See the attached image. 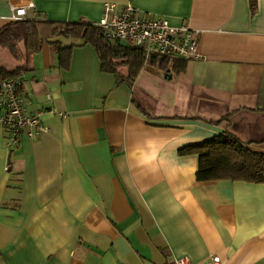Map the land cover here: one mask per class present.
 Instances as JSON below:
<instances>
[{"label":"crops","instance_id":"crops-1","mask_svg":"<svg viewBox=\"0 0 264 264\" xmlns=\"http://www.w3.org/2000/svg\"><path fill=\"white\" fill-rule=\"evenodd\" d=\"M106 3L199 31V58L148 62L118 84L80 41L26 58L0 44V67L25 68V109L50 129L10 148L0 129V264H264V184L197 182L198 155L179 153L222 119L264 153V0H0V31L13 9L94 24Z\"/></svg>","mask_w":264,"mask_h":264},{"label":"trees","instance_id":"trees-1","mask_svg":"<svg viewBox=\"0 0 264 264\" xmlns=\"http://www.w3.org/2000/svg\"><path fill=\"white\" fill-rule=\"evenodd\" d=\"M58 37L92 46L101 61L102 70L114 74L118 84L133 82L148 62L166 71L172 61L152 58L145 62L141 49L106 40L100 30L90 22L65 23L46 20L10 22L0 31V44L9 50L13 57L26 58L40 51L44 43ZM73 48L74 46L58 48L57 57L60 64L68 65ZM172 65L182 70L184 61L175 60ZM24 71V67H0V79H13L21 76ZM216 125L222 127L219 136L179 150L182 155H198L196 181L229 180L264 184V153L252 151L249 145L233 135L229 131L228 119H222Z\"/></svg>","mask_w":264,"mask_h":264},{"label":"built area","instance_id":"built-area-1","mask_svg":"<svg viewBox=\"0 0 264 264\" xmlns=\"http://www.w3.org/2000/svg\"><path fill=\"white\" fill-rule=\"evenodd\" d=\"M32 7L30 5L28 9ZM28 9H13L9 21L29 20ZM94 25L106 40L141 49L145 62L152 58H176L185 61L199 58V31L184 25L173 27L163 17L143 19L130 3L123 6L106 3L99 21ZM23 87L22 76L0 79V129L8 133L9 148L17 145L23 138L33 140L50 131L43 124L40 113L26 111ZM174 264L191 262L184 257L176 260ZM207 264H221V261L219 257L214 256Z\"/></svg>","mask_w":264,"mask_h":264},{"label":"rangeland","instance_id":"rangeland-1","mask_svg":"<svg viewBox=\"0 0 264 264\" xmlns=\"http://www.w3.org/2000/svg\"><path fill=\"white\" fill-rule=\"evenodd\" d=\"M6 53V52H5ZM6 55H7V53H6Z\"/></svg>","mask_w":264,"mask_h":264}]
</instances>
